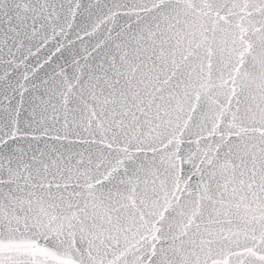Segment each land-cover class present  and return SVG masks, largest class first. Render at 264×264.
I'll return each instance as SVG.
<instances>
[{"label":"snow or ice","instance_id":"6c2138e0","mask_svg":"<svg viewBox=\"0 0 264 264\" xmlns=\"http://www.w3.org/2000/svg\"><path fill=\"white\" fill-rule=\"evenodd\" d=\"M0 264H264V0H0Z\"/></svg>","mask_w":264,"mask_h":264}]
</instances>
